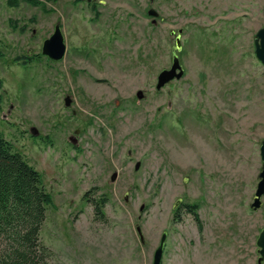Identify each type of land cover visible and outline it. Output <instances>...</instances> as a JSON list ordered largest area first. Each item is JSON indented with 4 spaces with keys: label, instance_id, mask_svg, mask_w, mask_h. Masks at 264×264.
Instances as JSON below:
<instances>
[{
    "label": "rangeland",
    "instance_id": "rangeland-1",
    "mask_svg": "<svg viewBox=\"0 0 264 264\" xmlns=\"http://www.w3.org/2000/svg\"><path fill=\"white\" fill-rule=\"evenodd\" d=\"M40 1L0 0V134L51 196L48 264H151L164 231L161 264H257L264 0ZM179 29L183 76L156 90Z\"/></svg>",
    "mask_w": 264,
    "mask_h": 264
},
{
    "label": "trees",
    "instance_id": "trees-1",
    "mask_svg": "<svg viewBox=\"0 0 264 264\" xmlns=\"http://www.w3.org/2000/svg\"><path fill=\"white\" fill-rule=\"evenodd\" d=\"M8 3L14 6L18 0ZM50 202V194L41 187V174L0 134V264H48L50 250L40 243L39 230ZM105 203V197L92 200L96 216L104 217ZM187 207L198 222L196 206Z\"/></svg>",
    "mask_w": 264,
    "mask_h": 264
},
{
    "label": "water",
    "instance_id": "water-1",
    "mask_svg": "<svg viewBox=\"0 0 264 264\" xmlns=\"http://www.w3.org/2000/svg\"><path fill=\"white\" fill-rule=\"evenodd\" d=\"M86 1H90V0H86ZM147 14L154 18L157 17L158 15V13L154 9H149L147 11ZM263 16H264V6H263ZM154 18L152 19V22L155 21ZM181 31L182 30L179 29L175 36V46L172 51V60L170 67L162 69L157 75V81L155 84L156 90H160L164 85H166L170 81L180 79L183 76V69L176 54V50L180 49L179 36L181 34ZM170 33L171 35H174L176 32L171 31ZM253 44H254L255 56L264 66V26L261 27L256 32L253 39ZM65 52H66V44L64 42V37L61 32V27L57 23L54 25L52 34L48 38L43 40L41 46V53L50 60L59 61L64 57ZM136 96L137 98H141L142 92L140 90L137 91ZM67 103L68 101L66 100V104ZM259 152H260V160H261V169L258 174V182L256 184L253 201L250 204V207L254 210L258 209L261 206V197L264 194V137L261 141ZM137 166L138 164L136 165V167ZM137 231L140 235V239H142L138 227H137ZM166 237H167L166 232L165 231L162 232L158 245L153 252L151 264H161ZM255 244L258 253L257 264H261L262 261L264 260V225L256 239Z\"/></svg>",
    "mask_w": 264,
    "mask_h": 264
}]
</instances>
